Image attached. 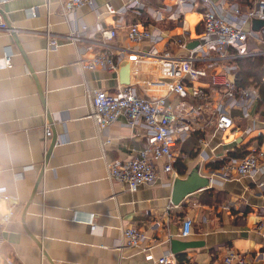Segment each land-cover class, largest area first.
I'll list each match as a JSON object with an SVG mask.
<instances>
[{
  "label": "crops",
  "instance_id": "0c3cea01",
  "mask_svg": "<svg viewBox=\"0 0 264 264\" xmlns=\"http://www.w3.org/2000/svg\"><path fill=\"white\" fill-rule=\"evenodd\" d=\"M65 1L6 0L0 4L5 21L22 30L18 41L12 34L0 33V59L7 52L14 54L13 68L0 69V132L14 137L23 148L15 164V186L0 183L15 203L13 219L0 235V264L9 254L18 264H150L153 260L147 259L145 248L155 259L172 253L177 264H226L225 256L231 250L251 264H264V237L256 231L264 220V159L261 171L253 177L225 181L218 175L234 151L264 144V105L259 102L252 109L256 121L232 110L234 128L196 134L174 148L179 176L186 177L200 163L201 173L212 178L210 188L180 205L171 201V175L162 165L158 167L161 183L142 185L136 191L110 178V163L129 161L145 145V128L130 127L123 116L98 131L89 117V92L98 88L114 91L124 85L122 67L130 66L129 84L140 91L143 84L159 79L157 64L133 61L137 52L155 46L186 55L175 41L191 40L185 29L188 14H201L197 36L202 32L201 10L189 11L181 22L163 19L155 23L154 29L163 36L155 45L149 40L132 43L118 31L114 52H128L117 75L103 69L83 70L77 62L102 50L95 24L115 27L118 17L107 12L106 4L120 10L130 0H95L96 9L77 10L76 23L89 27L90 39L48 51L47 39L40 32L67 35L72 30L63 11ZM145 1L151 7H162L169 0ZM139 20L129 12L124 25ZM46 125L52 129L48 141ZM247 128L250 132H245ZM201 137L209 142L206 160L200 155ZM187 218L192 220V229L184 237L180 233ZM92 219L96 230L88 224ZM130 227L146 236L139 247H129L124 241V231Z\"/></svg>",
  "mask_w": 264,
  "mask_h": 264
},
{
  "label": "built area",
  "instance_id": "2783aa9c",
  "mask_svg": "<svg viewBox=\"0 0 264 264\" xmlns=\"http://www.w3.org/2000/svg\"><path fill=\"white\" fill-rule=\"evenodd\" d=\"M5 2L0 0V4ZM83 7L96 9V1L64 2V15L72 24L69 34L57 35L50 30L39 33L46 37L48 51L57 50L64 43L78 45L90 39L89 27L76 23L75 13ZM196 9L202 13V32L194 41L186 37L175 41L181 49L187 51L186 55H174L152 46L149 50L137 52L133 59L141 65L157 64L159 79L143 84L141 91L135 85L124 84L114 91L98 88L89 92V117L98 131H104L123 116L130 127L146 129L147 141L132 159L109 164L111 180L123 183L129 191H136L142 185L161 183L159 165L171 175L168 185L172 183L178 176L174 148L196 134L234 128L236 124L232 110H240L244 119L256 121L251 114L261 100L260 89L264 86V77L261 85L239 88L236 84V71L237 60L264 57V24L258 29L254 28V22L264 21V0H169L162 7H151L145 0H130L120 10L106 4L107 12L118 17L115 27L95 24L94 31L100 37L102 50L90 59H79L77 64L83 70L103 69L118 75L120 64L128 52L127 49L119 55L114 52L113 40L118 31H123L132 43L149 40L155 45L163 37L160 31L154 29L155 23L163 19L181 22L189 11ZM30 12L35 15V8L30 9ZM129 12H134L140 20L124 25L125 16ZM21 32L5 21L0 10V33ZM192 42H195V46L190 48ZM13 65L14 54L5 53L0 59V69H11ZM202 82L206 84H200ZM250 130L247 128L245 132ZM51 135V126L46 125V141ZM199 143L203 149L200 155L206 160L208 156L204 151L209 142L201 137ZM263 159L264 144L251 148L242 157L228 158L218 175L225 181L253 177L261 171ZM0 197L8 203L10 209L7 214L0 215L1 235L13 219L15 203L11 201L7 190L0 192ZM74 220H78L77 217ZM88 224L92 230H96L97 224L93 219ZM191 229L192 220L187 218L182 224L181 236L190 235ZM256 231L264 237V220L257 224ZM145 240L144 232L135 227L124 231V241L129 247H139ZM145 255L148 260H153L150 264H177L172 253L155 259L149 249L145 248ZM225 263L251 264L245 256L234 250L227 253ZM4 264L18 262L9 254L5 256Z\"/></svg>",
  "mask_w": 264,
  "mask_h": 264
},
{
  "label": "water",
  "instance_id": "95a60500",
  "mask_svg": "<svg viewBox=\"0 0 264 264\" xmlns=\"http://www.w3.org/2000/svg\"><path fill=\"white\" fill-rule=\"evenodd\" d=\"M264 24V21H256L254 22V28L258 29L260 26ZM17 40V33H12ZM18 41V40H17ZM195 46V43L191 45V47ZM122 83L129 84L130 83V66L126 65L122 67L121 71ZM52 145L55 144V139ZM42 178V176H41ZM212 178L209 175H203L201 173V164L197 163L191 171L186 175V177L177 176L172 184V195L171 201L174 205H180L184 200H186L189 196L210 188ZM177 243L175 242V245Z\"/></svg>",
  "mask_w": 264,
  "mask_h": 264
},
{
  "label": "clouds",
  "instance_id": "9594fccd",
  "mask_svg": "<svg viewBox=\"0 0 264 264\" xmlns=\"http://www.w3.org/2000/svg\"><path fill=\"white\" fill-rule=\"evenodd\" d=\"M23 148L12 136L0 132V183L9 187L16 184L15 164L22 158ZM0 188V192L6 191ZM10 209L4 200H0V212L7 214Z\"/></svg>",
  "mask_w": 264,
  "mask_h": 264
},
{
  "label": "trees",
  "instance_id": "16d2710c",
  "mask_svg": "<svg viewBox=\"0 0 264 264\" xmlns=\"http://www.w3.org/2000/svg\"><path fill=\"white\" fill-rule=\"evenodd\" d=\"M236 71V84L239 88H245L252 84L261 85L262 78L264 77V57L259 56L255 58H242L237 60ZM261 107L264 105V86L260 89ZM241 150L234 151L231 157L240 156L243 153L245 155L248 151L247 146H243ZM180 262H183V258H179Z\"/></svg>",
  "mask_w": 264,
  "mask_h": 264
},
{
  "label": "rangeland",
  "instance_id": "374dc122",
  "mask_svg": "<svg viewBox=\"0 0 264 264\" xmlns=\"http://www.w3.org/2000/svg\"><path fill=\"white\" fill-rule=\"evenodd\" d=\"M201 18V14H188L186 19H187V24H186V31L189 32V38H196L197 32H196V24H197V19Z\"/></svg>",
  "mask_w": 264,
  "mask_h": 264
}]
</instances>
